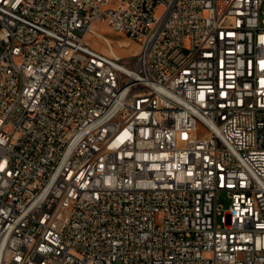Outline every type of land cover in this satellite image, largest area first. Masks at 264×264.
<instances>
[{
  "label": "built area",
  "instance_id": "2783aa9c",
  "mask_svg": "<svg viewBox=\"0 0 264 264\" xmlns=\"http://www.w3.org/2000/svg\"><path fill=\"white\" fill-rule=\"evenodd\" d=\"M263 1L0 0V264H264Z\"/></svg>",
  "mask_w": 264,
  "mask_h": 264
},
{
  "label": "rangeland",
  "instance_id": "374dc122",
  "mask_svg": "<svg viewBox=\"0 0 264 264\" xmlns=\"http://www.w3.org/2000/svg\"><path fill=\"white\" fill-rule=\"evenodd\" d=\"M262 19H264V1L262 5ZM93 28L101 33L104 34L107 38H109L113 44V47L115 51L118 53V55L121 56H127L130 52H133L136 50V45L133 44L126 36L119 35L117 33H114L109 28H107L102 23H95ZM89 40L92 42V44L95 47L101 48V51L107 53L105 47L103 45H100L96 38L89 37ZM122 46H127L129 48H122ZM218 204L222 207L223 211H227L230 207V200L228 199L227 195L225 193L220 194Z\"/></svg>",
  "mask_w": 264,
  "mask_h": 264
}]
</instances>
